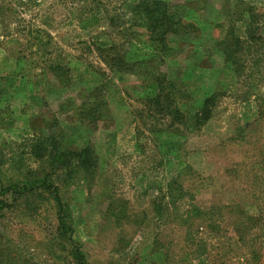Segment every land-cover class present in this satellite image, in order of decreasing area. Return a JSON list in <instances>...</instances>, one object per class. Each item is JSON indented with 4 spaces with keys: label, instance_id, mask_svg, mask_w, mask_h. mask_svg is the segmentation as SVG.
I'll return each instance as SVG.
<instances>
[{
    "label": "rangeland",
    "instance_id": "rangeland-1",
    "mask_svg": "<svg viewBox=\"0 0 264 264\" xmlns=\"http://www.w3.org/2000/svg\"><path fill=\"white\" fill-rule=\"evenodd\" d=\"M141 1L0 0V184L53 175L45 152L57 143L89 147L94 180L86 170L73 184L65 169L53 175L89 264H264V0H166L189 18L173 28L160 72L144 12L155 0ZM195 23L198 33L186 29ZM221 23L252 44L239 46L238 68L193 57L197 40L212 47L221 37ZM122 55L129 64L118 71ZM251 64L261 92L248 91ZM164 72H203L219 95L212 117L203 121V98L158 87L151 77ZM111 77L124 104L116 97L91 116ZM12 218V229L46 237L34 221Z\"/></svg>",
    "mask_w": 264,
    "mask_h": 264
},
{
    "label": "trees",
    "instance_id": "trees-1",
    "mask_svg": "<svg viewBox=\"0 0 264 264\" xmlns=\"http://www.w3.org/2000/svg\"><path fill=\"white\" fill-rule=\"evenodd\" d=\"M186 11L184 5L172 4L166 0H155L152 3H147L144 7L146 17L148 21L150 20V24L147 23L149 40L156 48V53L148 58L151 65H159L156 68L158 71L160 66L166 62L165 52L168 49L169 36L176 33L173 28L178 25L184 27L183 25L186 24L184 21L189 18ZM93 18L84 19L81 22V28L88 29L96 26L99 21L96 17ZM199 26L198 23H195L187 26L186 29L198 33ZM217 27L223 29L221 37L212 47L197 40L198 45L196 47L198 50L194 51L193 57L203 66L221 60L223 65H227L228 62H235V66L238 68L235 54L241 49L239 46L244 45L248 51H251L253 49L252 44L248 40L242 41L233 35L230 32L231 27H228L226 23H221ZM255 63L262 64V58L257 56ZM127 64L129 63L126 61V56L122 55L115 66H118L117 70L120 71L122 70L121 66ZM251 65L255 69L246 70L248 73L245 74L248 91L261 92L262 87H257L255 84L257 79L255 77L260 73V70L257 69L260 67ZM193 69H197V67ZM243 69L241 68L240 71L241 76L244 74ZM255 70H257L256 73H254ZM195 72L196 70H192L191 73ZM192 74L184 72L182 76L169 79L168 73L164 72L151 75V78L158 87H161L164 82L167 83L170 86V92H174L172 94L178 96L179 100L203 98L204 108L201 114L203 121H207L212 117L213 106L216 104L219 95L205 86L207 83L203 72H200L198 77H192ZM6 85V80L0 78V96L6 91ZM97 91L100 100L94 105L96 107L92 108L91 116H96V114L98 116L100 108H104L107 112L113 102L111 100L116 97L121 100L120 104H124L122 90L112 77L110 79L105 78ZM171 105L168 104L167 107L169 108ZM81 114H85V112ZM99 118H101L100 115ZM45 153L50 158L48 163H50V170L54 172L53 175L58 172L57 170L65 169L64 181H72V184L77 183L79 179L73 180V177L82 170H86L84 176L87 181L95 179L88 173L89 169L95 168L91 167L94 166L91 161V148L86 147L80 151L70 152L63 143H57L53 150H47ZM74 160H77L76 164ZM53 175L42 170L41 172L28 173L22 179L12 183L0 184V264H89L87 257L82 252L81 244L74 238L72 212L61 195V188ZM171 199L174 201L175 196H171ZM23 213L25 215H22ZM8 216L13 217L11 222L16 226L17 223L22 222L23 218L34 221L44 229L46 228V237L42 239L23 230L12 229L9 225Z\"/></svg>",
    "mask_w": 264,
    "mask_h": 264
}]
</instances>
